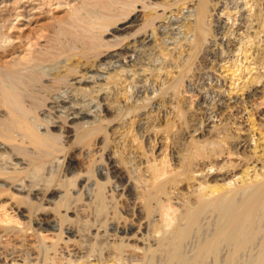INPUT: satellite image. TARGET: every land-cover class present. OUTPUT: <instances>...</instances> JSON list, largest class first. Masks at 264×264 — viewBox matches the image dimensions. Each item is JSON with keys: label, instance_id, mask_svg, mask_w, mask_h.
<instances>
[{"label": "rangeland", "instance_id": "rangeland-1", "mask_svg": "<svg viewBox=\"0 0 264 264\" xmlns=\"http://www.w3.org/2000/svg\"><path fill=\"white\" fill-rule=\"evenodd\" d=\"M102 1L28 0L25 5L31 3L39 7L32 13L34 19L30 23L20 19L14 28L12 25L6 26L5 32H9L17 41H22L27 48H38V45H47L59 28L73 21V6L80 8L90 7L94 3L110 4L109 0ZM160 1L168 8L164 11L162 6L159 10L162 17L154 25L143 29L144 33L149 31L145 43L141 38L137 42L130 38L119 43L120 40L105 34L102 39L107 46L88 51L83 57L77 54L71 60V64L77 67L72 71V77L76 76L77 79L70 80L72 85L61 88L55 98H69L73 102L71 105L88 110L91 123L87 126H95L93 130L97 131L90 135L78 133L68 143L66 151L59 155L40 159L34 158L32 154H22L20 158L27 163L22 166L0 150V264H4L3 259L8 254L28 258L39 264H66V258L71 257L79 259L82 264H226L234 252L232 244L225 239L219 244L216 254H210L200 261L197 257L199 248L213 238L218 227L227 226V219L222 217L225 215L224 209L197 213V220L188 235L183 238L177 235L176 229L187 225L186 219L178 220L177 217L187 209L182 198L194 194L195 179L180 182L181 188L178 187L182 194L174 193V188L168 189L172 194L164 198L170 195L172 200L167 201L169 204L162 209L163 215L158 214L159 208L149 213L148 168L149 160L153 162L154 158L160 159L166 153L170 172H180L176 168H180L179 162L189 153L190 143L197 141V145L201 148L204 146L211 154L212 149L228 147L226 140L221 137L226 134L235 137L229 141L236 146L239 155L216 154L212 159L228 167L227 164L236 162V158L242 156L245 147L241 146H247L249 126L245 110L253 112V118L264 126V78L258 84V92L250 97L229 92L234 88L233 83H239L237 76L242 80L246 78L245 74L239 76V69L241 65L247 64L245 57L251 48L253 59L249 61L252 59L253 64L259 58L262 59V65L257 62L261 73H264V32L256 33L255 27L247 28L250 7L260 4L264 10V0H209L207 14L201 20L205 32L199 49H193L191 42L195 33L187 29L188 22L195 24L198 0ZM112 2L113 6H117L115 0ZM16 6L18 9L14 14L22 5ZM137 10H143L142 26L146 14L152 9L138 6ZM0 20L4 22V18ZM2 21L0 29L4 24ZM239 44L243 45L242 51ZM105 49L116 54L128 51L134 64L122 65V62H115L114 59L98 62V52ZM173 57H178L181 63L192 61L187 68L190 70L186 69L185 73L189 72L184 76L180 93L185 98L182 104L186 120L173 118L176 103L171 101L164 106L155 99L167 86L164 80L166 71L174 72L171 71L168 79L178 75L180 68L175 66ZM168 63L169 67L166 65ZM224 63L225 67L222 66ZM64 64L69 65L70 62L64 58L56 63H48L45 69L50 75H55L64 70ZM81 65L82 68L92 66L97 71L82 75L85 70L80 73ZM227 66L232 71L234 69L235 77L227 75ZM157 70L161 78L155 80L153 76ZM112 77L119 82L114 88L112 83L109 84L113 81ZM251 88L246 92H250ZM150 99H154L151 106L145 110L139 109L140 105L149 104ZM136 110L140 116L133 119L135 129L126 133L125 128L130 126L133 115H128V112ZM2 113L3 109L0 108ZM157 113H160L162 120H175L176 125L169 138L163 132L157 136L152 130L149 132V121L155 119ZM130 136L138 139L129 140ZM0 143L3 147L1 139ZM26 146L31 148L28 144ZM73 147L78 151L74 171L67 166V156ZM110 156L120 167L124 184L109 169L107 157ZM36 191L40 193L38 197L34 196ZM48 193H52V197ZM43 219L50 224L45 227L38 225ZM254 221L253 232L246 236L255 237L246 250L235 254L233 264H255L258 256L264 258L263 210H257ZM165 224L169 226L165 228ZM156 227H161V232L154 231ZM67 228H70L71 233H66ZM123 228L128 229L127 232L122 233Z\"/></svg>", "mask_w": 264, "mask_h": 264}, {"label": "bare ground", "instance_id": "bare-ground-1", "mask_svg": "<svg viewBox=\"0 0 264 264\" xmlns=\"http://www.w3.org/2000/svg\"><path fill=\"white\" fill-rule=\"evenodd\" d=\"M104 1L106 0H103L102 2ZM109 1V5L106 3H94L90 7L86 6L78 8L77 6H73V21L69 25L59 28L55 32L54 38H51L47 45H38V48H36V46L27 48L22 41H17L9 32L5 31L10 25L14 28L16 23H19L20 19H26L27 22L30 23L34 19L32 13L36 8L39 9V7H36L31 3L25 5L24 3L28 2V0H0V19L4 18V22L0 20V22L2 21L4 23H2L3 25L0 29V108L3 109V113L0 114V139L2 140L3 147L0 146V150L6 153L10 160L16 161V164L21 166L27 164L22 158H20V155L22 154L26 156L32 154L34 158L40 157V159L59 155L66 151L67 147H69L68 143H71L72 139L78 133L84 132L85 134L90 135L98 130H93L95 126H87L91 123V116L89 115L88 110L77 107L76 105H71L73 102L69 100V98H55V94H57L61 88L68 86L69 84L72 85L70 80L77 79L75 78L76 76L72 77V71L77 68L75 65L71 64L72 58L77 54L80 55V57H83L88 51L98 50L103 46H107L102 39V36L105 34H110L112 37L116 38L117 41L120 40L119 43L124 39L130 38L135 41L138 40V38H141L142 42L145 43L149 38V31L144 33L143 29L152 25L157 19L162 17V14L159 13L162 6L164 11L168 8L165 7L166 4L164 2V4H162L160 0H115L117 6H113L112 0ZM208 2L209 0H198L196 5L197 14L195 24L193 25L188 22V26L186 25L189 31L195 33L194 42L192 41L194 44L191 42L193 49H199L203 43L205 29H202L201 20H203V17L207 14L206 11L209 6ZM16 5H22L20 6V10L16 12L18 14H14V11L18 9V6ZM259 5L260 4H257L256 7L254 5V8L253 6L250 7V17L249 20L247 19L249 24L247 25L245 23L247 28H257L254 30L256 33L264 32V10L263 7L261 8ZM138 6L142 7V9H152L149 14H146L147 17L144 19L145 23L142 26L143 10H137ZM252 33L254 32L252 31ZM250 36L251 35H249V38H251ZM247 39L246 41L250 42L253 38L250 40ZM242 46L240 45L241 51ZM260 46L259 48H261ZM252 49L253 48L250 49L249 54L245 57V62H247V64L243 66L241 63V66L238 64L240 66L239 70L241 71L239 76L245 74L246 78L242 80L241 77H236L237 80H239V83H233L234 88L232 87L233 85H229L232 87V91H229L231 94L235 95L239 93L241 96L250 97L258 92V84L261 82L262 78H264V73H261L259 68L263 62H261V64L260 61L262 59L259 58V60H257L258 56H256V60L259 61L260 65L255 61L253 62L254 66H252ZM243 51L245 52V50ZM234 54L236 53L234 52ZM167 55L171 54L168 53ZM64 58L65 61L70 62V64H64L62 66L64 67L62 72L58 71L55 75H50L49 71L45 69V65L48 63L59 62V60ZM98 58V62L106 59H114L115 62H122V65H131V62L133 63L131 59L132 55H130L128 51L124 54H116L112 50L109 51L108 49H105L98 52ZM236 58L238 57L236 56ZM250 58L252 59L249 61ZM172 61L176 67L180 68V70L177 71L178 75L168 79V75L173 71H166L167 74L164 80H166L165 83L167 86L161 90L160 94H158L155 99L161 101L164 106H167L171 101L172 103H176V111L173 118L178 117V119L183 118L186 120V111L182 104V102H185V98L181 97L180 93L181 87L184 86V76L188 75L187 73L189 72L185 73L186 69L191 65L192 61L188 60L187 63L185 62L186 64L181 63L178 57H173ZM223 61L224 60H222V62ZM225 61H227V59ZM233 64L235 65L236 62ZM166 65L169 67L170 64L168 63ZM222 66L225 67V63ZM228 67L229 66H227V68ZM221 69L223 68L221 67ZM84 70L85 72L82 75L85 76L90 72L94 73L97 71V69L92 66L82 68L81 65L80 73ZM187 70H190V68ZM233 71L232 68L226 69L227 75L230 74L235 77L236 74ZM153 77H155V80L156 78H161V74L158 70ZM112 79L113 81L109 82V84L112 83V87L114 88L119 82L118 80H114L115 77H112ZM46 80L47 82H45ZM93 81V83H96L95 80ZM250 88L251 91L246 92L249 91ZM124 93L126 94V91ZM152 101H154V99H150L149 104L146 103L140 105L141 107L139 109L145 110L149 105L151 106ZM106 109H108V106H106ZM136 111L128 112V115H133L130 118L132 119L130 126L128 125L129 127L125 128L126 133L130 130L134 131L135 129L133 119L140 116L138 114L139 111ZM160 113H157L155 119H150L149 132L152 130L155 136H157L159 132H163L167 134L168 137L166 138H169L173 127L176 125L175 120L170 118L162 120L159 116ZM252 113L249 110H245V119L246 122H248L247 125L250 130H248L249 134L246 139L247 146H241L245 148L243 149V152H241L242 156L236 158V162L227 164L230 168H228L225 163L222 162V165L219 161H214L215 159H212V156L216 154L218 156L224 154L239 155V151H236V146L234 147L229 141L232 137H228V134L224 135V137L221 136L222 140H226L228 147L212 149L211 154L206 151L204 146L201 148L197 145V141L190 143V146L188 147L189 153L183 158V161L179 162L181 163L179 165L180 168H176L180 172L175 174L170 172V168L168 169V154L163 153V151L160 159L154 158L153 162L149 160V213L155 211V208H159L160 213L158 211V214L163 215L162 209L164 210L171 199L170 195L172 192H168L169 188H174V190H172L174 193L182 194V191H179V187L181 186H179V184H181L183 180L195 179V181H197L195 183L196 187L192 191L194 194L191 193L192 196L188 195L185 199L182 198L184 206H186L187 209L177 217L178 220H183V218L184 220L186 219L187 221H185L187 225L183 226V228L180 227V229H176V232L178 231L177 235L181 238L188 235L193 224H195L199 213L215 212L221 209L225 210V215L222 217L227 219V226L221 228L218 227L213 238L209 239L199 248L197 256L198 260H204L208 255L216 254L217 250H219V244L222 240L226 239L227 243L232 244L231 246H233L234 250L233 253L231 251L232 254L230 257H227L228 261H226V264H233L236 258L235 254L246 250L250 246L251 240L255 237V235L254 237H247L246 235L253 232L252 227L255 224L254 219L257 210L264 211V126L257 123L253 118L254 116H252ZM132 138L134 140L138 139V137L130 136L129 140ZM26 144L30 145L31 148L26 146ZM77 152V148L73 147V150L68 153L67 166L70 170L75 168L78 155ZM107 159L109 162L108 164L110 165V168H107L111 169L113 174L121 180L122 184H124L125 179L123 178V173L120 167L113 162V157L110 156L107 157ZM187 186L189 187V185ZM123 188L125 191V185ZM190 188L192 189V187ZM190 188L189 190H191ZM176 190L177 192H175ZM52 193H48V195L52 197ZM168 194H170L169 198H164V196ZM39 195L40 193L38 191L34 193V196L36 197ZM100 198L103 200L102 196H100ZM228 205H230V207L226 209ZM49 224L50 223L44 219L38 223V225L43 227ZM163 226L166 228L169 224ZM160 228L156 227L154 228V231L161 232ZM113 230L115 229L113 228ZM127 230L128 229L123 228L122 233L127 232ZM257 232L255 234H257ZM66 233H71L70 228L66 229ZM241 237H243V239H241ZM66 260V264L83 263L79 259L72 257L66 258ZM3 261L4 264H39L34 260H28V258L23 257H14V255L11 256L9 254L5 256ZM263 262L264 258L258 256L254 263L261 264Z\"/></svg>", "mask_w": 264, "mask_h": 264}]
</instances>
